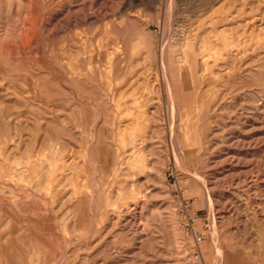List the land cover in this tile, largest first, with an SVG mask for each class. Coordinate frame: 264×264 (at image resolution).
<instances>
[{
    "label": "rangeland",
    "instance_id": "374dc122",
    "mask_svg": "<svg viewBox=\"0 0 264 264\" xmlns=\"http://www.w3.org/2000/svg\"><path fill=\"white\" fill-rule=\"evenodd\" d=\"M0 264H264V0H0Z\"/></svg>",
    "mask_w": 264,
    "mask_h": 264
},
{
    "label": "bare ground",
    "instance_id": "6f19581e",
    "mask_svg": "<svg viewBox=\"0 0 264 264\" xmlns=\"http://www.w3.org/2000/svg\"><path fill=\"white\" fill-rule=\"evenodd\" d=\"M71 161V160H70Z\"/></svg>",
    "mask_w": 264,
    "mask_h": 264
}]
</instances>
